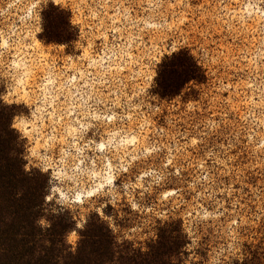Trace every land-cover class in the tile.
Instances as JSON below:
<instances>
[{"label":"rangeland","instance_id":"374dc122","mask_svg":"<svg viewBox=\"0 0 264 264\" xmlns=\"http://www.w3.org/2000/svg\"><path fill=\"white\" fill-rule=\"evenodd\" d=\"M51 3L69 45L39 40ZM182 49L206 79L162 100ZM0 91L77 230L98 214L146 250L168 226L186 264H264V0H0Z\"/></svg>","mask_w":264,"mask_h":264},{"label":"trees","instance_id":"16d2710c","mask_svg":"<svg viewBox=\"0 0 264 264\" xmlns=\"http://www.w3.org/2000/svg\"><path fill=\"white\" fill-rule=\"evenodd\" d=\"M39 40L47 45H69L78 37L71 13L54 4L42 10ZM206 79L203 69L186 49L165 56L158 66L154 94L162 100L178 97L191 83ZM19 107L8 105L0 91V264H186L175 230L163 228L146 250L120 240L98 214L87 218L82 229L69 210L47 203L51 177L28 169L27 142L10 127ZM28 169L29 171H26ZM46 220L47 227L38 221ZM77 231L73 248L68 236ZM235 264H255L254 260Z\"/></svg>","mask_w":264,"mask_h":264},{"label":"snow or ice","instance_id":"6c2138e0","mask_svg":"<svg viewBox=\"0 0 264 264\" xmlns=\"http://www.w3.org/2000/svg\"><path fill=\"white\" fill-rule=\"evenodd\" d=\"M10 127H12L13 129H16L17 130V127H13V124L10 125ZM195 144V141L193 142ZM33 168H37L39 169L41 172H45L47 169H46V166L44 164H37V165H34ZM26 171H29L28 169H26ZM47 171H50V170H47ZM49 200H51V197H48ZM38 223L43 226V227H47V224H46V220L45 219H41L38 221ZM75 238V237H73Z\"/></svg>","mask_w":264,"mask_h":264},{"label":"clouds","instance_id":"9594fccd","mask_svg":"<svg viewBox=\"0 0 264 264\" xmlns=\"http://www.w3.org/2000/svg\"><path fill=\"white\" fill-rule=\"evenodd\" d=\"M56 3H60V0H55ZM7 103H10V101H5ZM26 103V102H25ZM13 127H17V129L19 131H21L22 133H24L25 135H27V133L25 132V126L23 125V121L21 122H17V120L15 118H13Z\"/></svg>","mask_w":264,"mask_h":264}]
</instances>
